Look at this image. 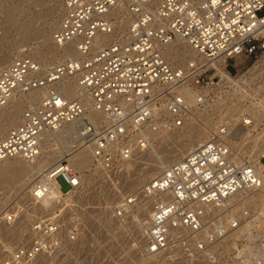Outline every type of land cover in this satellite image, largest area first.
<instances>
[{"label": "built area", "instance_id": "2783aa9c", "mask_svg": "<svg viewBox=\"0 0 264 264\" xmlns=\"http://www.w3.org/2000/svg\"><path fill=\"white\" fill-rule=\"evenodd\" d=\"M118 7L128 26L114 38ZM98 35L113 41L93 47ZM53 40H76L78 57L45 68L18 56L0 70V109L18 94L45 93L0 138V163L33 164L44 135L66 131L68 149H89L109 190L96 202L87 197L84 175L66 158L44 169L26 202L0 217L5 227L26 228L17 245L2 239L0 264H149L175 246L204 264H264V154L257 164L242 159L226 125L140 189L126 187L135 157L183 126L189 105L177 89L227 83L216 80L213 61L226 68L237 57L257 58L264 114V0H64ZM175 41L205 64H170L164 51ZM70 80L72 96L62 90ZM249 194L256 199L246 204Z\"/></svg>", "mask_w": 264, "mask_h": 264}, {"label": "rangeland", "instance_id": "374dc122", "mask_svg": "<svg viewBox=\"0 0 264 264\" xmlns=\"http://www.w3.org/2000/svg\"><path fill=\"white\" fill-rule=\"evenodd\" d=\"M63 2L64 0H0V70L18 56L32 57V59L38 62L41 67L45 68L63 61L61 57H56L53 60L44 63L39 60V53H37V51L46 46L51 48L53 52L58 51L54 48L52 34L57 29L58 23H60L62 18ZM120 18H122V16ZM22 24H29L31 27L32 35L28 38H22L18 34V28ZM123 32L124 29H122L117 36H114V38L119 37ZM178 47L182 48L183 44L179 43ZM256 60L257 58L255 57H237L228 61L224 70L232 79L236 80L243 74H246ZM183 62L184 61L176 62L175 67L182 66ZM257 81H255V84L252 83L251 87H256V85L261 84L260 79ZM196 90L201 91L202 93L201 96L195 99L192 103V111L194 113L192 124L194 129H200L203 131L205 136L209 135L210 130L221 125L222 122L235 124V126H237L240 123L241 117L245 114V111L250 109L251 106L256 103L253 94H251V91L249 90V85L242 87L241 89L230 82V84L226 83L220 86H215L209 90ZM22 100L24 102V111L29 105V100L26 97H22ZM230 108H235L237 111H235L232 116L228 115V110ZM5 112L7 111L1 110L0 114ZM213 113L216 114L212 115ZM206 117H208L207 119L210 117H213L214 119L211 122H208ZM19 122L20 116L17 118V125ZM263 125L264 116L260 118L257 129L245 132L243 137H240L237 141L236 148L237 151L241 152V154L239 153L241 157L246 158L244 152L249 150V148L245 147V145L250 144L251 146L256 142L257 138L262 134L261 131L264 130ZM182 132L183 130H178L176 134L181 135ZM4 135H6V133L2 134L1 137ZM172 135L173 133H170L168 134V137H165L164 135L163 137L157 136L153 138L155 149L150 148L148 151L138 154L135 157L134 162L130 165V171L134 174L133 179L136 180V177H140L141 175H143V177L145 176V178L142 177L143 179H140V182L135 186L132 185L131 182L133 179H131V184L129 183L128 186H126L128 189L138 190L151 179L150 176H152L153 173H147L148 169L146 168L150 164H154L159 157H161L160 159L162 161L169 159V157L174 159L175 155L179 153L177 148L179 150V141L181 138L175 139L173 138L175 136ZM242 140L243 145L241 143ZM195 143H198V141H195ZM175 146H177V148ZM57 147V144H53L51 148L54 149ZM85 152L87 153V161L89 164L82 170L78 169V171L84 175L83 182L84 188L87 190V197L96 202L101 196H106L109 189L105 181L100 178L98 169L92 165L91 151L86 149ZM262 163L264 164V159H262ZM17 165V162L11 161L6 165V170H3L4 167L0 165V217L4 213L15 212L18 205L25 203L27 192L30 190V188L25 189L28 185L27 183H30L29 181L26 183L27 185L21 184L16 186L13 184L15 174L12 171H7V168L10 169ZM40 173L35 175L31 181H36ZM58 183L60 184L62 191L68 189V186L62 178L58 179ZM14 229L15 227L9 228L3 226L0 220V243H2L3 238L7 239L8 237L7 241L9 246H14L20 243L23 239L26 228L22 227L19 239L10 241ZM175 245L176 244H174V246ZM2 254L3 249L0 245V260ZM191 256L193 255L188 252V249L175 246L166 253L151 258L149 264H204L201 263L202 261L197 262L196 259Z\"/></svg>", "mask_w": 264, "mask_h": 264}, {"label": "bare ground", "instance_id": "6f19581e", "mask_svg": "<svg viewBox=\"0 0 264 264\" xmlns=\"http://www.w3.org/2000/svg\"><path fill=\"white\" fill-rule=\"evenodd\" d=\"M62 13H63V6H62ZM123 16V8L118 7L117 9L113 10L112 17H114L117 20V25L119 26L120 31L124 29V33L127 30L128 22L127 20L120 18ZM62 19V18H61ZM61 23V20H60ZM60 23H58V27L60 26ZM18 34L22 38H28L32 35L31 33V27L29 24H22L18 28ZM113 36H107V35H98L94 41H93V47H102L113 41ZM52 42L54 44V48L58 50L57 52H53L51 48L48 46L42 48L41 50L37 51L39 53V60L41 62L47 63L51 60H53L56 57H61L63 60H66L68 58H74L78 57V52L76 49L77 41L74 40L67 45L63 47H58L53 40V34H52ZM180 41H175L171 45L166 47V50L164 51V57L168 60L170 64L173 66H176L175 63L178 61H184L182 64L184 65L188 60L193 59L196 61L197 64H205L204 59L197 56L195 52H193L189 47L183 44V47H178ZM35 53V52H34ZM37 55V54H36ZM32 58V57H31ZM11 62V61H10ZM8 65V64H7ZM6 65V66H7ZM224 59H220L218 61H213L210 66L214 68V74L219 75L217 77L218 83L226 79V82H231L235 86H238L242 89V87L249 85V90L251 91V94H253L254 99L256 100V103L251 106L250 109L245 111V114L241 117L240 123L235 126V124H229V123H221V125L217 126L216 128L210 130L209 135L205 136L204 132L200 129H194L193 128V118L194 113L192 111V103L195 99H197L199 96H201V91L196 90V88H188L186 86H180L177 90L179 93L183 94L188 102L189 105V111L187 112L186 117L184 118V124L181 127V129H177L173 132L172 136H175L173 138L180 139V145L179 150L177 146V153L173 158L161 160L159 157L158 160L154 162V164H150L146 169L147 173H153L150 178H154L158 176L161 172H163L171 163L181 159L184 157L189 150L193 149L194 147L198 146L199 144L207 141L210 137V134L213 130L221 128V126L226 125L229 130V137L228 140L231 142V144L234 146V149L236 148V143L240 139V137H243L245 132H249L251 130H255L259 126V120L261 117L264 116V114L259 109V93L261 90L260 85H256V87H251L252 83L255 84V81L258 79L263 78V71L261 69V65H259L258 62L254 63V65L248 70L246 74H243L236 80L232 79L230 75L224 70ZM5 67V66H4ZM3 67V68H4ZM2 68V69H3ZM220 81V82H219ZM258 82V81H257ZM62 90L69 96H72L74 94L75 88H74V81L70 80L67 81L63 86ZM44 91H35L30 94H18L10 103V105L5 109H0V111H7L3 114H0V138L6 136L11 130H13L17 126V118L22 116L23 111V105L24 102L22 100V97H26L29 102L36 103L44 96ZM253 99V100H254ZM90 101L88 99H85V107L87 110H89ZM235 108H230L228 110V115L232 116L235 113ZM237 112V111H236ZM216 113H213L212 115H215ZM211 115V116H212ZM210 116V114H209ZM208 117H206L207 119ZM100 117H93L92 120L96 121L99 120ZM214 118L210 117L207 119L208 122H211ZM252 119L251 124L249 123V120ZM209 124V123H207ZM264 128V127H263ZM178 130H183L182 134H176ZM262 134H260L259 138H257L256 142L253 143V145L250 146V144L245 145V147H248L249 150H246L244 152V155H246L247 161L249 163L257 164L260 157L264 154V130L261 131ZM1 137L2 134H5ZM66 131H63L61 134H55L53 132H47L44 135L42 145H41V152L38 159L33 163L29 164L26 163L22 159H8L0 163L4 168L3 170H6V165L10 163L11 161H15L18 163L17 166H13L10 169L7 168V171H12L15 174V177L13 179V184L16 186H19L21 184H26L28 181L30 183H27V188H31L35 181H31L35 175L38 173L43 172L44 169L51 167L54 163H57L60 161L63 157L68 160L69 165L75 167L76 169H83L87 167L89 162L87 161V153L85 150H79V151H70L68 149L69 142L72 141L71 137H67ZM171 136V137H172ZM165 137H168V134L165 135ZM257 137V136H256ZM255 137V138H256ZM195 141H198V143H195ZM243 145V140L241 141ZM53 144H57L58 147L52 149L51 147ZM249 145V146H248ZM239 146V145H238ZM155 149V146L153 147ZM174 148V149H176ZM243 149V148H242ZM241 149V151H242ZM246 149V148H245ZM169 150V149H168ZM238 154L241 152L237 151V148L235 149ZM171 153V152H170ZM243 156V153H242ZM243 159V157H241ZM157 159V158H156ZM153 161V159H152ZM50 164V165H49ZM262 169H264V166H260ZM158 172V173H157ZM146 173V172H145ZM156 173V174H155ZM3 174V173H2ZM4 175V174H3ZM141 175L140 177H136L137 179L131 182L133 186L137 185V183L140 182V179L145 178ZM130 183V184H131ZM29 191V190H28ZM256 197L253 194L247 195L244 200L246 204H249L253 200H255ZM260 199L262 202H264V196H260ZM22 227H17L14 229L10 241H14L15 239H19L21 235ZM9 238V237H8ZM7 238V239H8ZM4 247H8L7 244L4 245Z\"/></svg>", "mask_w": 264, "mask_h": 264}]
</instances>
